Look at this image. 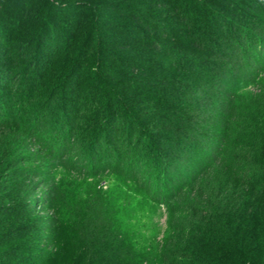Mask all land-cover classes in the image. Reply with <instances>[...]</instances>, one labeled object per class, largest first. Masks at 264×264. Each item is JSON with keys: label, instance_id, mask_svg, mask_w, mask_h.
<instances>
[{"label": "trees", "instance_id": "obj_1", "mask_svg": "<svg viewBox=\"0 0 264 264\" xmlns=\"http://www.w3.org/2000/svg\"><path fill=\"white\" fill-rule=\"evenodd\" d=\"M30 3L25 15L44 20L38 36L6 48L0 34V120L29 121V136H45L49 145L40 144L36 154L47 152L46 159L64 169L74 163L83 170L92 162L101 174L105 166L128 193L166 205L170 235L156 251L140 249L118 226L119 197L96 191L72 203L61 181L49 186L44 201L28 203L30 214L39 207L48 216L28 232H56L54 240H62L60 212L69 204L75 217L68 235L78 264H217L196 256L201 242L255 252L264 232V97L251 99L258 108L247 116L250 107L236 105L239 93L226 74L234 64L264 59V0ZM65 53L68 59L53 66ZM259 73L248 82H259ZM213 95L223 101L214 103ZM212 127L221 131L212 161L187 185L170 181L183 152L204 143ZM4 148L10 158L0 173L27 176L12 165L13 147L6 142ZM148 173L156 175L154 184ZM162 182L172 197L158 189ZM22 184L19 193L26 178ZM9 190L0 185L1 201L10 199ZM27 191L33 199L40 190ZM26 232L6 242H20Z\"/></svg>", "mask_w": 264, "mask_h": 264}, {"label": "rangeland", "instance_id": "obj_2", "mask_svg": "<svg viewBox=\"0 0 264 264\" xmlns=\"http://www.w3.org/2000/svg\"><path fill=\"white\" fill-rule=\"evenodd\" d=\"M31 7L30 0H0V34L3 35V47L7 48V46L18 44L25 37L34 35L33 38H35L38 36L43 28L44 20L43 18L38 19L35 15H25V11L32 10ZM60 32L68 37L67 31L63 26ZM40 51L41 49H38V54ZM45 57L49 58L51 56L46 55ZM68 57V54H66L62 57V60L53 59V66L64 62ZM102 60L107 64H113L110 58H102ZM258 60H260L259 57H257V60L253 59L252 61L259 62ZM259 63L260 65H254L251 64L250 60L247 62L245 60V65L234 64L233 66L236 68L231 71L229 70L228 74H226V77H228L227 83H229L227 85H231L239 93L237 98L240 97V101L236 105L245 103L250 107L247 116L252 110L258 108V105L253 106L254 104L251 102V99L254 100L255 97L257 98L260 95L264 97V73L257 72L258 70L261 71L264 67V59L260 60ZM10 67H14L13 64ZM52 70L53 68L48 72V76ZM254 73H259L257 79L259 82L254 83L253 81L249 83V78ZM232 79L234 82H231L233 81ZM213 97L214 100L219 99L214 103H218L219 101L221 103L223 101L218 98V95H213ZM9 107H11V104ZM4 109H8V106L5 105ZM259 109L261 112V108ZM17 110L20 109L17 108ZM5 114L9 117L10 112H6ZM252 120L253 118L250 122ZM5 124L6 129L2 127ZM33 124L34 121H31L30 126ZM27 125H29V121L23 119H17L16 121L13 118L10 120H0V170L3 169L2 165L4 161L10 158L7 150L4 148L7 142L9 146L13 147L12 151L15 153V158H13L15 161L12 165L14 164V168L16 166L24 168L27 172V176L21 175L22 177L18 179L13 176H11L12 178L8 177L4 175L5 173H0V185L7 186L10 189V199L0 200V215L3 218L4 216L12 217L6 221H2L0 217V264H78L74 261L75 250H72L75 244L70 241V235H68L73 227L72 222L75 217L71 206H68L69 204H66L60 212L59 232L61 235L59 238L61 237L62 240H54L56 239L55 235L58 234L56 232H28L29 227L33 223L36 221L44 222L48 218V216L40 212L39 207H34L38 212L30 214V210L27 209L28 205H30L28 203L35 205L36 201L40 198L44 201L49 192V186L53 182L60 181L66 184L67 196L71 197L72 203H77L79 199L85 200L96 191L107 193L110 197H119L120 199L118 198V200L120 201H118L116 208L118 210L116 216L118 226L133 240L134 245L138 248L156 251L166 241L170 235V212L166 205L159 204L155 206V202L153 201L128 193L115 182L111 173L103 169L105 166H101V170L99 171L101 174H98V171L96 172V164L94 165L92 162H88L83 170V165L74 163L70 164L69 170H66L61 166L59 161L47 160V152L36 154L40 144H46L49 147L47 138L44 136L40 141L38 135L33 138L30 137L27 130L30 128H27ZM234 125H236V122H234ZM216 129L218 128L212 127L211 132H214ZM216 133L219 135L221 131H217ZM216 133L206 135L204 143L183 152L182 159L177 164L175 173H173L174 176H171L170 181L178 180L181 182V185H187L192 182L204 165L209 161L211 162L214 158V146L218 143L219 139L215 135ZM45 149L50 150V148ZM55 153L56 155L61 154L63 156L59 148H56ZM145 170L143 168L142 171L144 172ZM155 177L156 175L148 173L147 179H150L154 184ZM23 178L24 180L26 178V190L19 193L18 188L23 183ZM163 184L162 182L161 187L158 189H162L160 191L172 197L171 189L165 188ZM32 186L37 191L40 190L33 199L29 198V191H27ZM152 205L156 207L155 210L152 208ZM248 225L250 224L248 223ZM248 225H244L243 235L246 234ZM22 229L28 233L22 238V241L16 243L6 242L13 238L14 234H20ZM258 233H260V230H258ZM258 238L252 246L253 249H256L253 252L255 254L243 252L246 250L240 252L238 250L222 249L219 245L201 242L196 248V256H207L217 264H264V232ZM210 242L213 241L211 240ZM21 248L23 249L21 250ZM6 254L14 255L11 261L6 260Z\"/></svg>", "mask_w": 264, "mask_h": 264}]
</instances>
